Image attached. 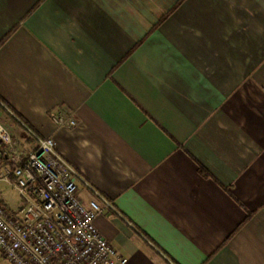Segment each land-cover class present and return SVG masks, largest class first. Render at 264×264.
I'll use <instances>...</instances> for the list:
<instances>
[{"label":"crops","instance_id":"obj_1","mask_svg":"<svg viewBox=\"0 0 264 264\" xmlns=\"http://www.w3.org/2000/svg\"><path fill=\"white\" fill-rule=\"evenodd\" d=\"M8 35L0 99L112 203L125 264H264V0H0Z\"/></svg>","mask_w":264,"mask_h":264},{"label":"built area","instance_id":"obj_2","mask_svg":"<svg viewBox=\"0 0 264 264\" xmlns=\"http://www.w3.org/2000/svg\"><path fill=\"white\" fill-rule=\"evenodd\" d=\"M5 108L27 133L18 144L0 122V183L16 188L25 201L11 210L0 199V251L12 264H125L128 258L103 236L96 219L113 207L102 195L85 203L80 173L62 156L54 137L41 136ZM58 128L78 124L74 114L52 113Z\"/></svg>","mask_w":264,"mask_h":264},{"label":"rangeland","instance_id":"obj_3","mask_svg":"<svg viewBox=\"0 0 264 264\" xmlns=\"http://www.w3.org/2000/svg\"><path fill=\"white\" fill-rule=\"evenodd\" d=\"M8 127V126H7ZM0 197L10 202L11 210H18L25 205V201L18 190L7 183H0ZM0 264H12L0 251Z\"/></svg>","mask_w":264,"mask_h":264},{"label":"trees","instance_id":"obj_4","mask_svg":"<svg viewBox=\"0 0 264 264\" xmlns=\"http://www.w3.org/2000/svg\"><path fill=\"white\" fill-rule=\"evenodd\" d=\"M180 2H181V1H180ZM175 7H176V6H175ZM175 7H174V8H175ZM174 8H173V9H174ZM164 18H165V17H164ZM9 35H10V34H9ZM9 35L6 36V37L0 42V46H1V45H2V44L8 39ZM201 171L204 172V173L206 172L203 168L201 169Z\"/></svg>","mask_w":264,"mask_h":264}]
</instances>
